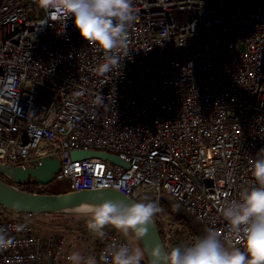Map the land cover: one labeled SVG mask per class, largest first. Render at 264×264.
Instances as JSON below:
<instances>
[{"label": "built area", "instance_id": "obj_1", "mask_svg": "<svg viewBox=\"0 0 264 264\" xmlns=\"http://www.w3.org/2000/svg\"><path fill=\"white\" fill-rule=\"evenodd\" d=\"M133 9L121 68L100 75L104 54L71 18L53 19L36 0H0V162L25 167L58 155L51 184L14 185L29 193L121 184L132 201L155 193L165 247L199 236L161 195L224 237L217 208L255 185L252 161L264 149V0H133ZM74 150L112 155L128 168L72 160ZM67 221L50 230L0 205V234L13 241L0 249V264H70L73 251L107 264L109 245L131 246L108 228L100 239L86 223Z\"/></svg>", "mask_w": 264, "mask_h": 264}, {"label": "clouds", "instance_id": "obj_2", "mask_svg": "<svg viewBox=\"0 0 264 264\" xmlns=\"http://www.w3.org/2000/svg\"><path fill=\"white\" fill-rule=\"evenodd\" d=\"M38 7L52 18H71L80 38L104 54L97 67L100 75L120 70L119 52L127 47L128 27L135 19L133 0H36ZM255 185L242 191L237 199L221 204L217 211L226 221L229 232L221 237L212 229L190 244L152 243L148 247H132L128 243L109 245L102 254L107 264H264V149L252 161ZM124 189L117 185L116 191ZM93 195L96 204H85L77 213L86 217L87 230L103 239L106 228L120 234L125 241H139L163 212L158 201H121L104 199L102 191ZM12 239L0 234V249L11 246ZM70 264H95L94 258L73 251Z\"/></svg>", "mask_w": 264, "mask_h": 264}, {"label": "water", "instance_id": "obj_3", "mask_svg": "<svg viewBox=\"0 0 264 264\" xmlns=\"http://www.w3.org/2000/svg\"><path fill=\"white\" fill-rule=\"evenodd\" d=\"M72 160H85L88 158H100L108 160L124 169L128 165L120 161L117 157L92 152L74 150L70 153ZM60 171V160L57 154L49 155L44 158L29 162L25 167L8 165L6 161L0 162V205L7 210L30 215H61V216H80L77 209L85 204H96L101 201L96 200L93 192L102 191L104 199L121 200L124 202L132 201L121 193L113 189H93L81 190L58 194H37L19 190L14 185H28L34 183L37 186H47L54 180ZM153 192L141 193L134 201L150 202L156 200ZM158 199L172 208L182 216L192 226L198 236L206 231L203 226L186 212L184 208L167 196H159ZM152 243L163 245L155 225L150 228L148 234L139 240L141 248L148 247Z\"/></svg>", "mask_w": 264, "mask_h": 264}, {"label": "rangeland", "instance_id": "obj_4", "mask_svg": "<svg viewBox=\"0 0 264 264\" xmlns=\"http://www.w3.org/2000/svg\"><path fill=\"white\" fill-rule=\"evenodd\" d=\"M65 189L64 185H59V186H49L46 189V192L49 194H58L63 192ZM37 216H41V215H37ZM68 218H58V217H54V218H38V221L43 224L44 226H47V228H49L50 230H56V229H62L65 228L68 225ZM74 222L79 225V226H83L86 223V217L80 215V217H75L73 218ZM87 232H89L87 230ZM131 243L132 247H141L139 244V241H133V240H129ZM144 264H146L144 262Z\"/></svg>", "mask_w": 264, "mask_h": 264}, {"label": "trees", "instance_id": "obj_5", "mask_svg": "<svg viewBox=\"0 0 264 264\" xmlns=\"http://www.w3.org/2000/svg\"><path fill=\"white\" fill-rule=\"evenodd\" d=\"M64 193V192H62ZM43 194H46V193H43ZM47 215H41V216H37V218H45ZM55 217H61V215H54ZM75 217H78V216H67V218H75ZM47 218V217H46ZM146 263V261H145Z\"/></svg>", "mask_w": 264, "mask_h": 264}, {"label": "crops", "instance_id": "obj_6", "mask_svg": "<svg viewBox=\"0 0 264 264\" xmlns=\"http://www.w3.org/2000/svg\"><path fill=\"white\" fill-rule=\"evenodd\" d=\"M78 217H80V216H78Z\"/></svg>", "mask_w": 264, "mask_h": 264}]
</instances>
